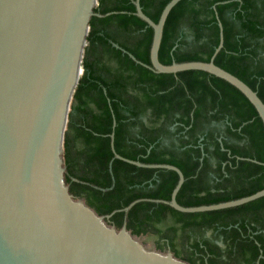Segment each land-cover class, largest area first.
Returning <instances> with one entry per match:
<instances>
[{"label": "trees", "instance_id": "16d2710c", "mask_svg": "<svg viewBox=\"0 0 264 264\" xmlns=\"http://www.w3.org/2000/svg\"><path fill=\"white\" fill-rule=\"evenodd\" d=\"M168 1L140 0V6L148 18L157 22ZM214 4H217L215 11L223 29V48L215 57L214 64L244 82L257 93L264 104V0L180 1L166 19L158 53L159 61L164 65H169L172 60L177 63L208 62L218 42V29L212 10ZM95 11L101 15H111L91 18L82 58H128L112 46L116 44L148 65L152 30L133 15L134 6L131 1L98 0ZM183 27L188 29L192 40H185V35L179 39L178 32ZM141 30L145 32H140ZM175 44L177 48L170 56V50ZM134 69L135 73L126 81L127 85L142 90V108L150 106L155 117H165L160 128L149 131L147 141L151 143L158 133L168 134L167 125L172 122L174 114L180 116L183 125L191 126L185 134L188 140L179 141L181 146L185 143L190 145L189 148L184 151L176 150L174 146L170 149L164 147L163 151L154 149L142 160L147 164L174 165L183 173L186 180L176 197L180 205L197 207L217 204L264 189L262 124L255 110L236 89L203 72L189 71L174 76L153 74L141 67ZM94 71L91 70L88 87L83 89L81 85L86 81L82 78L74 93V99L78 101L77 116L84 127L77 130V135L83 139L85 148L81 159L70 163L68 157H65L69 175L65 176V182L70 185V193L83 198L96 214L105 216L115 212L108 223L117 230L124 219V213L118 210L142 198L168 201L177 178L172 172L137 169L117 160L112 162L111 171L108 169L112 154L108 139L102 137L110 132L111 125L106 101H110L118 123L115 129V150L122 156L133 158L132 154L123 150L121 135L125 125L120 122L123 117L118 111L121 109L120 104L124 105V111H128L125 106L131 102L115 89L116 86H121L120 82L110 77L92 75ZM101 86L107 89L105 96ZM91 89L92 92H89ZM89 103L94 104L97 114L89 109ZM212 123L222 125L223 128H212ZM93 133L99 136L94 137ZM198 134H203L201 144L206 154L202 164L198 161ZM220 135L222 139L218 143ZM68 141L69 138L66 137V156ZM93 141L95 147L92 145ZM236 157L254 160L259 164L236 160ZM154 173L159 183L155 184L153 181V189H132L134 185L148 181ZM211 173L214 180L210 178ZM112 184L110 190L104 193L99 191L109 189ZM166 216L181 224L182 228L190 229L223 227L224 230L235 222V218L264 224V197L236 209L193 215L174 212L167 206L138 203L128 212L126 227L134 235L157 233L154 223H161ZM256 239L264 252L261 239ZM248 249L251 259H255L258 255L256 245L249 242ZM209 253L213 257L208 259V264H217V253ZM186 259L195 264L191 257Z\"/></svg>", "mask_w": 264, "mask_h": 264}, {"label": "water", "instance_id": "95a60500", "mask_svg": "<svg viewBox=\"0 0 264 264\" xmlns=\"http://www.w3.org/2000/svg\"><path fill=\"white\" fill-rule=\"evenodd\" d=\"M180 1L169 0L153 22L134 0L135 15L152 30L146 67L155 74L196 71L224 81L252 106L264 132V104L257 93L214 64L223 44L217 17L219 42L208 62L160 63L165 22ZM95 3L0 0V264H184L145 249L124 228L104 225L111 215H95L64 182L63 131ZM111 148L117 160L174 172L177 182L162 203L179 213L227 210L264 197L262 189L236 200L182 207L176 197L185 178L177 168L122 159Z\"/></svg>", "mask_w": 264, "mask_h": 264}, {"label": "crops", "instance_id": "0c3cea01", "mask_svg": "<svg viewBox=\"0 0 264 264\" xmlns=\"http://www.w3.org/2000/svg\"><path fill=\"white\" fill-rule=\"evenodd\" d=\"M130 1L133 4L134 0H130ZM95 5L98 6V0H96ZM139 5H140V0H139ZM216 5L217 4H214L212 6V10L214 11V18H215L216 26H217V29H218V42H219V28H218V25H217V19H218L219 22H220V20H219L218 15H217V13L215 11ZM96 7L93 10V13L95 14V16H93V17H95V18H103V17L111 15V13H106L104 15H101L100 13L95 11ZM135 13L136 12H135V7H134V14L133 15L135 17H137L135 15ZM93 17H91V18H93ZM216 17H217V19H216ZM220 24H221V22H220ZM221 26H222V24H221ZM146 28H149V27L146 25ZM88 32H89V25H88V31H87V34H86V38L88 36ZM140 32H145V31L141 30ZM178 33H179V35H181L183 33L186 34L185 35V40H187V41L188 40H192V38L191 39H187V36H189L187 33H190L187 28L183 27ZM222 36H223V29H222ZM86 38H85V44H84L85 47L87 45L86 44ZM151 39H152V33H151ZM151 39H150V43H151ZM218 42H217V45H218ZM217 45H216V47H217ZM112 46L116 50H119L122 53L123 56L126 55L128 58H81L80 59L78 81H77L76 86H75V88H74V90L72 92V95H71V99H70V102H69V107L70 108L68 110L67 119H66L64 131H63L62 154H61V156H62V168H63V171H64V182H65V176H69L68 173H67V167L65 165V157H68V161L70 160V163L73 162V161H76L78 159H81L82 158V152H83V150L85 148L83 139H81L77 135V130L78 129L80 130V128H84V127L81 125V121H80V119L77 116L78 101L76 99H74V93L76 91V88L78 86H80L78 83H79V80L82 79V78L86 81V83H84L81 86L83 87V89H86L88 87V84H89L88 81L90 82V77H91V75H90L91 74V70H93V71L95 70L92 75L97 74V75H100L101 77H110L112 80H117L118 82H120L121 86H116L115 89L118 90L122 94L123 97H125L128 100H130V102H131V104H128L127 106H125V107H128V111H124V109H122V107L124 105L122 106L121 104H120L121 109H118V111L120 112V115H122L123 118L125 117L124 119L122 118L123 120L120 119V122L125 125L123 127V131H122V135H121L122 143H123V150H124L125 153L132 154L133 158H130V157L125 156V155L122 156V155L118 154L116 152V150H115V145H114V143H115V129L118 127V123H117V120L115 118V115H114V112H113V108H112V106H110L111 105L110 101L109 100L106 101L107 102V106H108L109 111H110L111 125H110V132L108 134H106V135H103L102 137L105 138V139H108L109 150H110V152L112 154V158H111V160H110V162L108 164V169L110 171H111L112 162L114 160H117L113 156L111 147H113V150H114L115 154H117L122 159H126V160H129V161H132V162H136V163H139V164H142V165H146V166L168 165V164H147V163H143L142 162V160H145L154 149L159 150V151H163L164 147L170 149L171 146H174V148L176 150L184 151L185 149L190 147V145H188L187 143H185L183 146H181V144L179 142V141H182V140H184V141L188 140V137L185 134H186V132L189 130V128L191 126L190 125H187V126L183 125L182 122H180L181 118H180V116L178 114H174L172 122L167 125L168 134L158 133L156 135V137H154V140H152L151 143H149L147 141L146 137H147V134L150 133L149 131L157 130L158 128H160L161 125L164 123V118L165 117H163V115H160V117H158V118L155 117L153 115V113H152L153 109L150 106L147 107V108H142V104H143V100H144V94H143L142 90L139 89V88L133 87L130 84L127 85L126 81L133 76V74L135 73V69L134 68H136V67H141L143 69H146L147 71H150L153 74H155V73L147 68V67L150 66V63L147 65V64H144V63L140 62L137 58H135L129 52H127L126 50L120 48L116 44H112ZM149 48H150V44H149ZM176 48H177V44H175L172 47V49L170 50V56H172V53H173V51H175ZM222 48H223V44H222ZM214 49L212 51V54L214 52ZM148 54H149V49H148ZM212 54H211V56H212ZM131 57H133V58H131ZM173 61L174 60H172V62ZM148 62H149V56H148ZM175 63H177V62H175ZM181 63H184V62H181ZM86 65L88 67H86ZM90 66H91V68L89 69ZM111 76H113V77H111ZM107 83L110 84L109 81ZM122 85H124V86L122 87ZM92 90L93 89H91L89 92H92ZM101 91L103 93V96H105V94L107 93V89L104 86H101ZM111 102L114 103V100H111ZM88 107H89L90 110H92V112H94V114L98 113V110L96 109L94 104L89 103ZM211 127L212 128L217 127L220 130L223 128L222 125H216L214 123L211 124ZM179 129H182V130L181 131H177ZM85 130H87V129L85 128ZM87 131H89V130H87ZM93 136L94 137H98L99 134L93 133ZM66 137L69 138L68 146H67V156H66ZM196 138H197V148L200 151V157H199L198 161L202 164V160L206 157V154L203 152V145L201 144L202 141H203V134H198L196 136ZM221 139H222V136L221 135L218 136V138H217L218 143L221 142ZM142 142H145V144H143ZM92 145H93V147H95L94 141H93ZM140 150L143 151V152L139 153L138 151H140ZM221 150L224 151L223 148H221ZM228 156H229V153H228ZM165 158H167V157H165ZM236 160H246V161H251V162L254 161V160L242 159V158H238V157H236ZM117 161H119L121 163H124L126 165H129L131 167H135L137 169H146V170H154V171H166V170H156V169L136 167L134 165L128 164V163L123 162L121 160H117ZM80 162H81V160H80ZM255 164H259V163L257 162ZM170 166H174V165H170ZM175 168H177V167H175ZM168 172H172V171H168ZM172 173H174V172H172ZM182 175H183V173H182ZM153 176H154V180L153 181L155 182V184L159 183L158 182V178L156 176V173H154ZM175 176L177 178L176 174H175ZM210 178L213 179V180L215 178L212 173L210 174ZM72 181L78 182L75 179H72ZM153 181L150 180L149 184L141 183L140 185H134L132 187V189L143 190V191L151 190L149 188H152ZM176 182H177V180H176ZM65 184H66V182H65ZM147 185H148L149 188L146 187ZM66 186L68 187V191H69L70 185L66 184ZM112 187H113V184H112V186L109 189H99V191L104 193V192L110 190ZM172 190H171V192H172ZM212 191H213V189H212ZM171 192H170V194H171ZM69 193H70V191H69ZM70 195L76 201L82 203L84 206L89 208L95 215L100 216V215L96 214L88 206V204L85 202V200L83 198L75 197L71 193H70ZM169 199H170V196H169ZM168 201H163V200H159V199H148V198H142V199L134 200L133 202H131L129 205H127L123 209L118 210V212L124 213V219H123L122 225L120 226V228L117 229V231H120L122 228H124L125 232L129 236L134 238V239H135V237H138V236H142V237H145V238L153 237L152 238L153 242H154L153 246L156 249V250L153 249L154 252L162 254L161 251H165V253H164L165 255L170 254L174 259H176V260H178L180 262H183L184 264H192V262H189L188 259H186L188 257L185 258L184 255H186V256H196V258L192 259V260H196V259L200 260L202 254L204 253V248L203 247L206 245V242L202 241L200 239L203 237L204 234L207 233V231H211V233L213 234V230L214 229H207V228H201V229L182 228V225L177 223V222H175L170 216H166L165 218H163L161 223H154V225L152 224L153 227L157 230V233L146 232V233H141L139 235H134L126 227V224H127L126 223L127 222V217L126 216H127L128 212L130 211V209L134 205H136L138 203H151V204H154V205L167 206V205L163 204L162 202H168ZM211 205H213V204H211ZM180 206H182V205H180ZM204 206H206V205H204ZM167 207H169V206H167ZM182 207H184V206H182ZM125 209H127V210L125 211ZM170 209L173 210L172 208H170ZM173 211L177 212L175 210H173ZM214 212H216V211H214ZM114 213L115 212H112L111 214H109V215H111L109 217V219L114 215ZM177 213H179V212H177ZM206 213H211V212H206ZM180 214H183V213H180ZM197 214H203V213H197ZM109 215H105V216H109ZM183 215H193V214H183ZM109 219L107 221H109ZM242 223H243V220H241V222H240V227L241 228H242ZM259 248H260V251L262 252V254L261 253L260 254H261L262 258H264L263 249L260 246H259ZM235 253L236 252H233V254H235ZM239 253L242 254L244 261L232 262L230 259L229 260H225V258L222 257L223 253L220 251L219 252V256H220V259H221V262L219 261L220 264H254L255 263V259H251L250 249L248 251V255H245L242 251H240ZM230 254H231V252L229 250V255ZM260 254H258V255H260ZM200 263L204 264L203 261H201ZM263 264H264V261H263Z\"/></svg>", "mask_w": 264, "mask_h": 264}, {"label": "flooded vegetation", "instance_id": "af4514ba", "mask_svg": "<svg viewBox=\"0 0 264 264\" xmlns=\"http://www.w3.org/2000/svg\"><path fill=\"white\" fill-rule=\"evenodd\" d=\"M187 34L190 35V33ZM183 35L186 34L183 33L179 35V39L182 38ZM187 39H191V36H187ZM150 180L153 181L154 176L150 178L148 181L143 182V184H149ZM146 187L149 188L148 185ZM154 187L155 186L153 185L152 188L149 189H153ZM240 222L241 220H239V218H235V222L229 225L227 228H224V230L223 227H217L213 230V234L211 233V231H207V233L204 234L203 237L200 239L206 242V245L203 247L204 253L201 256L200 261H203L204 264H208L207 262L208 258L213 257V256L211 257L209 251H215L217 253V257H215L217 260V264H220L221 262L219 256L220 251L223 253L222 257H224L225 260L230 259L232 262L244 261L242 254H240L239 252L242 251L245 255H248L249 242H252L253 244L256 245L258 249V254L260 253L262 254L259 248V246L261 247V244L257 241L256 238H260L262 244H264V224L253 223L245 219L242 223V228H241ZM229 250L231 252L230 255H229ZM233 252L236 253L233 254ZM261 254L257 255L254 264H263L264 258H262ZM187 257L188 258L191 257L192 259L196 258V256H187ZM200 261L196 259L195 264H201Z\"/></svg>", "mask_w": 264, "mask_h": 264}, {"label": "rangeland", "instance_id": "374dc122", "mask_svg": "<svg viewBox=\"0 0 264 264\" xmlns=\"http://www.w3.org/2000/svg\"><path fill=\"white\" fill-rule=\"evenodd\" d=\"M97 5L94 6V8L96 7ZM94 10V9H93ZM85 48V46H84ZM70 108V107H69ZM108 219L104 220V225H106L107 227L108 226H111L108 221ZM139 237V238H138ZM138 237H135V240L138 241L145 249L147 250H150V251H153L154 248V242H153V237H150V238H145V237H142V236H138ZM156 250V249H155ZM163 255H165V251H161Z\"/></svg>", "mask_w": 264, "mask_h": 264}, {"label": "bare ground", "instance_id": "6f19581e", "mask_svg": "<svg viewBox=\"0 0 264 264\" xmlns=\"http://www.w3.org/2000/svg\"><path fill=\"white\" fill-rule=\"evenodd\" d=\"M96 0H93V2H95Z\"/></svg>", "mask_w": 264, "mask_h": 264}]
</instances>
